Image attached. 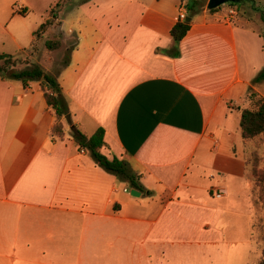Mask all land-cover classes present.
Instances as JSON below:
<instances>
[{
  "label": "crops",
  "instance_id": "0c3cea01",
  "mask_svg": "<svg viewBox=\"0 0 264 264\" xmlns=\"http://www.w3.org/2000/svg\"><path fill=\"white\" fill-rule=\"evenodd\" d=\"M13 1L0 0V34L20 53L39 26L19 32L26 6ZM74 1L61 9L77 24L65 29L58 12L68 62L44 70L68 103L63 137L42 81L0 77V264H211L258 246L239 123L250 91L264 97L253 83L263 26L202 9L174 43L183 0ZM72 125L103 128L101 153L126 160L151 194L131 195L78 149Z\"/></svg>",
  "mask_w": 264,
  "mask_h": 264
},
{
  "label": "rangeland",
  "instance_id": "374dc122",
  "mask_svg": "<svg viewBox=\"0 0 264 264\" xmlns=\"http://www.w3.org/2000/svg\"><path fill=\"white\" fill-rule=\"evenodd\" d=\"M26 1V0H25ZM24 0H14L13 2V8L17 9L19 5H24L25 10L24 13L21 12V16H23V20L20 26H19V32L20 30H33L34 28H37L41 23L42 19L44 18V15L46 12H50V10L55 11L56 17L50 16V19L52 21V25L49 27H53L51 30V33H54L52 35L46 36L45 33L42 34L45 30L42 32H39L37 34L36 42L34 43V47L29 49V41L25 39L23 44V52L17 53L16 49L13 47L12 41L9 40V38L6 36V32H2L0 34V53H10L17 57L18 63L14 67V69H21L25 67V63L32 62L40 65L45 71H50L52 73H56L60 70L61 66L64 64L65 59L68 57V51L69 48L64 49L63 47H59V50H49L45 47V40L46 38H53V39H59L61 41V34L59 32V16L58 12L60 14H64L67 22L65 24V29L69 28L71 25V22H75V16L74 11H70L67 9L66 11L64 9H61V5L63 3L71 2L72 0H28V4H25ZM192 0H183L182 3L184 5H188ZM196 1L195 8L193 11H188L187 16L188 17H194L196 16V13L202 9H207V2L208 0H194ZM82 0H75L73 2L74 4L81 3ZM59 3V6H56ZM233 7L237 10V15L239 17H244L246 19H252V25L255 27H262L263 21L261 17V12L264 11V0H241L240 2L236 3V5H230V3L222 4L219 9L223 10L224 13L228 10V8ZM67 8H71L70 4L67 6ZM18 10V9H17ZM60 10V11H59ZM264 13V12H263ZM42 17V19H41ZM86 19V16L83 18ZM81 22V23H83ZM81 23H78L80 26H82ZM13 26H18V23H14ZM7 30V27H6ZM26 34V32H25ZM26 36L20 37L21 39H24ZM75 41V39L71 36L67 39V44L70 45ZM23 42H21L22 44ZM62 44V42H61ZM1 77V76H0ZM9 80L14 78H7ZM17 80V79H15ZM19 80V79H18ZM22 83V81L20 80ZM31 83H38V80H30ZM259 92L264 95V80L258 82L256 85ZM245 102L247 100H244L239 105L241 107L244 106ZM244 159L247 160V166H246V175L247 178L251 181L252 185V196L256 203V220H255V241L258 244V246L254 245L253 247L244 248L243 253L234 256V257H225L223 256H212V262L211 264H255L260 258L262 249L264 248V203L261 200V192H260V186L256 183L255 177L253 176V170H260L264 168V133L260 134L259 136L249 139L245 142L244 145ZM242 247V246H240ZM210 264V263H208Z\"/></svg>",
  "mask_w": 264,
  "mask_h": 264
},
{
  "label": "trees",
  "instance_id": "16d2710c",
  "mask_svg": "<svg viewBox=\"0 0 264 264\" xmlns=\"http://www.w3.org/2000/svg\"><path fill=\"white\" fill-rule=\"evenodd\" d=\"M196 1L192 0L186 5V10L193 11ZM230 5H236V3H230ZM59 6V3L56 5ZM219 7L210 9L213 12L218 10ZM264 11L261 12L263 21V30L261 33L263 39L264 49ZM50 16L56 17L55 11H50ZM52 25L50 18L45 20L39 25L34 32L35 37L39 32L47 30ZM190 23H186L185 20H178L170 29V35L174 43H178L189 31ZM45 30V31H46ZM44 31V32H45ZM42 32V34L44 33ZM37 39V37H36ZM36 42V41H35ZM34 42V43H35ZM34 43L30 48L34 47ZM45 47L49 50H56L61 46L59 39L47 38L44 42ZM68 57L64 61V65L67 64ZM18 59L16 56L0 53V76L2 78H14L22 81V84L26 86L30 80L42 81V88L44 89L43 97L48 107H50L55 114L56 121L51 128V134L59 138L63 137V124L61 119L69 114L68 103L62 90L56 80V78L44 71V69L32 62L25 63V67L21 69H14L17 65ZM264 80V64L262 69L254 77L253 83H258ZM249 99L251 101L250 108L243 109L240 117V132L244 141L255 138L264 133V97L260 96L255 91L251 90L249 93ZM72 138L78 149H84L90 152L96 163L107 172L112 173L118 181L126 182L130 187L146 193L151 194V191L144 189L139 182V175L132 169L130 164L123 159L117 157L107 158L101 153L100 149L104 146V130L98 128L90 136L85 135L75 125L71 126ZM247 160L245 159V165L247 166ZM253 176L256 178V183L260 186L261 200L264 203V168L260 170H253ZM261 258L255 264H264V248L262 249Z\"/></svg>",
  "mask_w": 264,
  "mask_h": 264
},
{
  "label": "water",
  "instance_id": "95a60500",
  "mask_svg": "<svg viewBox=\"0 0 264 264\" xmlns=\"http://www.w3.org/2000/svg\"><path fill=\"white\" fill-rule=\"evenodd\" d=\"M241 0H208L207 2V9L210 10V9H214V8H217V7H220L222 4H225V3H238L240 2ZM185 22L186 23H189L190 22V17H185ZM67 118H69V115L66 116ZM131 195H135V196H138L140 193L138 190L136 189H131L130 191Z\"/></svg>",
  "mask_w": 264,
  "mask_h": 264
},
{
  "label": "built area",
  "instance_id": "2783aa9c",
  "mask_svg": "<svg viewBox=\"0 0 264 264\" xmlns=\"http://www.w3.org/2000/svg\"><path fill=\"white\" fill-rule=\"evenodd\" d=\"M235 14H236V9L233 8V7L228 8V10L226 11V15H228V16H233V15H235ZM185 17H186V15H185L184 12H180V13H179V19H180V20H184ZM214 196H215V197H221V192L218 191V192L214 193Z\"/></svg>",
  "mask_w": 264,
  "mask_h": 264
}]
</instances>
